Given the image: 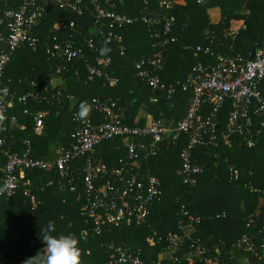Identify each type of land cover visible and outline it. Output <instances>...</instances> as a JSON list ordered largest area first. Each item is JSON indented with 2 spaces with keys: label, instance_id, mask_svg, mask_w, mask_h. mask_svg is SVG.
<instances>
[{
  "label": "trees",
  "instance_id": "trees-1",
  "mask_svg": "<svg viewBox=\"0 0 264 264\" xmlns=\"http://www.w3.org/2000/svg\"><path fill=\"white\" fill-rule=\"evenodd\" d=\"M148 1L149 13H166L176 18L171 33L176 41L168 48L167 64L162 72L167 83L176 85L172 100L161 95V99L154 102L152 88L136 77L135 61L152 55L154 51L145 23L139 21L117 29L124 36L127 46V53L121 55L116 42H102V38L91 34L94 18L89 12L78 15L53 7L38 28L41 39L38 49L20 48L7 65L3 87L20 96L36 93L37 97H30L27 103L16 102L5 119L0 115V136L9 143L14 142L15 150L26 147L24 141L29 140L33 157H52L59 147L68 146L75 140L77 122L74 112L80 111L82 103L89 105L90 111H93L92 104L96 98L117 101L125 111V123L128 125L147 124L146 119L135 120L141 108L146 109L154 120L181 121L187 114L193 89L185 91L181 83L193 74L199 61L216 63L213 55L197 52V46L212 44L216 54L221 52L226 56L244 58L249 57L256 47H264V0H173V10H161L160 0ZM15 3L16 0H0V18H4V8ZM144 5L145 0H118V11L136 16ZM58 21L68 25L75 22L76 27L57 32L53 30V25ZM234 30H239V34L234 39L228 37L227 32ZM56 34L60 40L72 38L77 46L84 47L89 63L94 64L98 55L111 56L113 64L110 72L119 77L120 82L109 86L104 79H90L84 60L70 63L50 60L47 46L55 41ZM91 38L95 39L97 52L88 47ZM55 78L60 79L62 84L54 86L52 81ZM260 89L264 94V81ZM210 109L206 106L204 113L207 114ZM232 109V101L227 100L218 114L219 130L226 127ZM39 113L43 114L45 123L42 135L34 133L35 116ZM12 116H16L18 124L24 127L13 128L10 124ZM101 119L100 114L95 112L94 121L100 122ZM254 121L251 146L242 136L236 135L230 143L221 142L217 147L203 146L195 151L196 160L202 162L206 169L194 185L184 184L176 176L181 166V152L187 145L185 134L177 144L165 143L157 154L142 158L141 172H150L161 179L163 195L155 202L144 223L107 227L99 235L93 234L85 215L82 181L77 182V191H72L69 187L59 186L56 172L26 170L15 195L0 198V263L34 264L31 258L44 248L42 240L49 221L55 227L51 235L72 234L77 238L81 250L80 264H111L110 246L113 243L123 248H141L144 259L155 262L160 253L167 251L168 235L179 233L180 222L188 220L182 214L183 209L189 215L200 218L191 239L184 242V251L190 249L194 240H200L214 255L220 253L225 264H239L242 258L252 259L255 256L235 247L245 233L253 232L257 254L261 255L264 251V232L261 233L264 230V130L261 118L255 114ZM126 156L127 151L120 138L103 141L90 154L92 160L102 161L109 168L120 167ZM83 161L81 159L77 163ZM6 162L7 158L0 151V182ZM235 170L238 171V178L234 175ZM52 178L55 181L50 184ZM260 200L261 211L256 212ZM257 213L261 215L258 227L251 229L248 227L249 220ZM222 245H225L224 250ZM165 264L170 262L165 261ZM176 264L206 263L182 258Z\"/></svg>",
  "mask_w": 264,
  "mask_h": 264
},
{
  "label": "built area",
  "instance_id": "built-area-1",
  "mask_svg": "<svg viewBox=\"0 0 264 264\" xmlns=\"http://www.w3.org/2000/svg\"><path fill=\"white\" fill-rule=\"evenodd\" d=\"M48 5L84 15L89 12L94 18L91 34L105 39L104 42H116L121 55L127 53L124 36L117 29L126 28L135 22H143L148 27L154 51L152 55L135 61L136 77L149 85L155 95L154 102L161 95L172 100L176 85L167 83L162 72L166 68V53L169 46L176 41L171 36L176 18L169 14L154 16L151 13L149 1L136 16L118 11V0H16L4 8L0 18V115L6 118L10 108L16 102L27 103L36 93L18 95L3 87V78L7 65L20 48L30 47L37 50L41 39L38 28L43 23ZM162 10H173V0H160ZM75 22L69 25L58 21L53 30L62 31L74 29ZM246 28V26H243ZM239 30L228 31L227 36L235 38ZM54 42L47 46L50 60L58 59L64 63L74 60H84L90 79H104L105 84L116 86L120 79L110 72L113 58L109 55H98L96 62L89 63L84 47L77 46L72 38L60 40L58 35ZM88 47L97 52L94 38L89 39ZM197 52L211 54L215 64H205L199 61L193 74L181 83L183 90L191 87L192 97L189 101L187 114L181 121L173 122L166 119L153 120L146 125H128L125 123V111L117 101L96 98L93 101V111L86 118H81L78 111L74 112L77 122L75 140L68 146H61L52 157H33V147L29 140L24 141L26 147L15 150V144L0 136V151L7 158L4 175L0 182V198L14 196L21 186V176L26 170L41 169L49 173L56 172V178L61 188L69 187L77 191V182L84 184L85 215L92 227L94 235L102 234L105 228L121 225L144 223L151 214L155 202L163 195L161 179L150 173H142V158H148L158 153L163 144H177L182 135L187 136V145L181 152V166L176 176L184 184L194 185L199 175L205 172V165L196 160L194 153L199 147L219 146L221 142L230 143L231 138L239 135L247 145L253 144L254 114L261 118V128L264 130V94L260 89L264 81V47H256L251 55L230 57L223 53H215L212 44L197 46ZM61 71L59 68L58 72ZM61 93H59V96ZM69 98V97H68ZM227 100L232 101L233 109L229 115L226 127L219 130L218 114ZM74 103V101H72ZM74 105V104H73ZM206 106H210L207 114ZM101 116L100 122L94 121V113ZM43 114L35 116L34 133L42 135L45 131ZM10 124L13 128H23L18 124L16 116H12ZM123 142L127 156L120 167L109 168L102 161H94L90 154L105 140L118 139ZM84 159L82 163L78 160ZM238 178V171H234ZM55 178L50 179L53 184ZM257 192H262L255 189ZM26 194H30L26 191ZM188 220L180 222V232L170 233L167 237V252L170 258H159L155 262L144 259L143 249H130L111 244V264H176L183 259L194 262L203 261L206 264H225L220 253L214 255L212 250L204 246L200 240H194L188 251H184V242L191 239L196 224L200 218L189 215L182 210ZM225 216V215H218ZM260 213L253 214L248 227L255 229L260 221ZM264 230L261 231L263 233ZM87 233V232H85ZM255 234L245 233L237 242L236 249L251 255L257 254ZM264 250V237L262 238ZM182 253V256H180ZM1 264V263H0ZM108 264V263H106Z\"/></svg>",
  "mask_w": 264,
  "mask_h": 264
},
{
  "label": "clouds",
  "instance_id": "clouds-1",
  "mask_svg": "<svg viewBox=\"0 0 264 264\" xmlns=\"http://www.w3.org/2000/svg\"><path fill=\"white\" fill-rule=\"evenodd\" d=\"M90 106L80 105L79 117L86 118ZM55 232L54 224L49 221L48 229L43 237L44 248L33 259L34 264H80L81 250L77 238L72 235H51Z\"/></svg>",
  "mask_w": 264,
  "mask_h": 264
},
{
  "label": "crops",
  "instance_id": "crops-1",
  "mask_svg": "<svg viewBox=\"0 0 264 264\" xmlns=\"http://www.w3.org/2000/svg\"><path fill=\"white\" fill-rule=\"evenodd\" d=\"M152 15L158 16L160 14L158 12H154L153 11ZM52 83H53L54 86H58V85L62 84V81L60 79H58V78H55V79H53ZM36 115H38V114H36ZM142 119H146V123L147 124L154 120L153 116L150 113H148L147 110L144 109V108L140 109V111H139V113H138V115H137L135 120H136V122H140V120H142ZM261 204H262V200H260V206H258L256 212H260L261 211L260 210ZM224 249H225V247L222 250H224ZM159 258L168 259V258H170V254L167 251L162 252V253L159 254ZM239 264H264V251L262 252L261 255H259V253H258L252 259L246 258V257L242 258L240 260Z\"/></svg>",
  "mask_w": 264,
  "mask_h": 264
},
{
  "label": "water",
  "instance_id": "water-1",
  "mask_svg": "<svg viewBox=\"0 0 264 264\" xmlns=\"http://www.w3.org/2000/svg\"><path fill=\"white\" fill-rule=\"evenodd\" d=\"M51 8H52V5H48L46 8L47 12H50ZM196 18H198V17H191V19H196ZM104 41H105V39H102V42H104ZM224 247H225V245H222L221 249H223Z\"/></svg>",
  "mask_w": 264,
  "mask_h": 264
}]
</instances>
